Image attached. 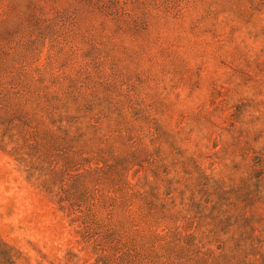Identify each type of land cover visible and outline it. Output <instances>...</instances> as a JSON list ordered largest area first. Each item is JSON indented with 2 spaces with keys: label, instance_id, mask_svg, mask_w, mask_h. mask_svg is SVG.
Segmentation results:
<instances>
[{
  "label": "rangeland",
  "instance_id": "1",
  "mask_svg": "<svg viewBox=\"0 0 264 264\" xmlns=\"http://www.w3.org/2000/svg\"><path fill=\"white\" fill-rule=\"evenodd\" d=\"M0 264H264V0H0Z\"/></svg>",
  "mask_w": 264,
  "mask_h": 264
}]
</instances>
